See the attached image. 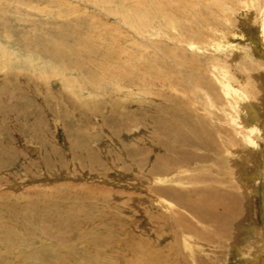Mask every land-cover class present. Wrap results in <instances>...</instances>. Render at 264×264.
<instances>
[{
  "label": "rangeland",
  "instance_id": "obj_1",
  "mask_svg": "<svg viewBox=\"0 0 264 264\" xmlns=\"http://www.w3.org/2000/svg\"><path fill=\"white\" fill-rule=\"evenodd\" d=\"M261 2L0 0V264L255 263Z\"/></svg>",
  "mask_w": 264,
  "mask_h": 264
},
{
  "label": "bare ground",
  "instance_id": "obj_2",
  "mask_svg": "<svg viewBox=\"0 0 264 264\" xmlns=\"http://www.w3.org/2000/svg\"><path fill=\"white\" fill-rule=\"evenodd\" d=\"M257 5L259 4V0H253ZM264 2V0H262V2H261V4ZM103 3V2H102ZM261 4L259 5V6H261ZM255 5V4H254ZM256 9H259V8H255L254 9V11L256 12V14H257V12H258V10H256ZM109 11V10H108ZM111 11V10H110ZM116 12V14L117 15H124L123 13H120V12H117V11H115ZM259 13H260V15H261V11H259ZM124 17L125 18H128L126 15H124ZM151 20H152V15H150L149 17H148V19H147V24H150V22H151ZM130 24V23H129ZM261 29H262V35H263V44H264V25L261 27ZM199 97V96H198ZM197 99V98H196ZM199 100H200V98H199ZM200 102H201V100H200ZM175 112V111H174ZM177 112V111H176ZM262 113V112H261ZM216 114V113H215ZM220 114H222V113H220ZM225 116V115H224ZM217 118V117H216ZM225 118H226V116H225ZM218 119V121H219V119L220 118H217ZM227 121V120H226ZM220 122H222V121H220ZM224 123H226V122H224ZM262 123V122H261ZM204 124V123H203ZM221 124V123H220ZM219 124V125H220ZM223 124V123H222ZM227 124V123H226ZM216 125V124H215ZM225 125V124H224ZM231 125V124H230ZM217 126V125H216ZM220 126H222V125H220ZM228 126V125H227ZM235 126V125H234ZM223 127H225V126H223ZM231 127V126H230ZM229 126H228V129L230 130L231 128H230ZM214 128V127H213ZM235 128V127H234ZM245 128V127H244ZM198 129V128H197ZM225 129V128H224ZM221 130V129H220ZM262 130V129H261ZM222 131V130H221ZM220 131V132H221ZM231 131V130H230ZM227 132H229V131H227ZM233 131H231V133H232ZM244 133V132H243ZM227 134H229V133H227ZM198 136V135H197ZM243 136V135H242ZM199 137V136H198ZM263 137V136H262ZM227 138H228V136H227ZM197 139V138H196ZM204 139V138H203ZM232 139H233V137H232ZM231 139V140H232ZM237 139V138H236ZM200 140V139H199ZM190 141H191V139H190ZM205 141V140H204ZM204 141H202V142H204ZM245 141H246V143L247 144H250V145H256V143L252 140V138H251V136H247V134H245ZM184 142V141H183ZM189 142V141H188ZM234 142V141H233ZM205 143V142H204ZM245 143V144H246ZM194 144V143H193ZM207 144V143H206ZM205 144V145H206ZM197 145V144H196ZM203 146V147H206V146ZM194 146V145H193ZM200 146V145H199ZM220 146V145H219ZM183 147V146H182ZM239 148V147H238ZM214 149H216L215 147L213 148V150ZM217 150V149H216ZM215 150V151H216ZM182 151H183V149H182ZM239 151V150H238ZM262 152V151H261ZM181 160V159H180ZM224 177V176H223ZM196 179H199V178H196ZM204 179V178H203ZM198 181V180H197ZM199 182H200V179H199ZM162 192V191H161ZM176 192V191H175ZM203 192H204V190H203ZM198 196V195H197ZM202 196V195H201ZM207 196H205V198H206ZM181 198H183V197H181ZM182 200V199H181ZM184 200V199H183ZM208 199H206V200H204V198H201L200 200H198V201H196L195 202V208H193V207H191V206H189L188 205V209H190L191 211H193L195 214H196V217L198 216V217H201V219L203 220V221H207L209 224H212V225H210L211 227H212V229L214 230V228L216 229V230H218L219 228L217 227L218 226V224L220 225V223L221 222H219V221H221V220H226V219H228V217H231L232 215H233V213H234V211L235 210H233V211H231V209H230V207L231 206H229L228 205V207L227 206H223V205H221L222 203H219L220 201H218V200H212L213 202H211L210 201V203H208V201H207ZM211 200V199H210ZM194 201V200H193ZM229 202V201H228ZM183 204V203H182ZM191 204V203H190ZM180 206V205H179ZM192 217V216H191ZM195 217V216H194ZM185 220V219H184ZM231 220V219H230ZM200 221V220H199ZM215 223H217V226H216V224ZM201 224V223H200ZM204 226V225H203ZM215 226V227H214ZM221 226V225H220ZM193 227V226H192ZM223 227H225V226H223ZM189 228V227H188ZM191 229H193V228H191ZM225 229V228H224ZM194 230V229H193ZM220 230V229H219ZM189 231V230H188ZM192 231V230H191ZM221 231V230H220ZM230 231V230H229ZM217 233V232H216ZM198 235V234H197ZM223 236H224V234H223ZM216 237H218V236H216ZM215 237V238H216ZM222 237V236H221ZM214 238V239H215ZM223 238V237H222ZM209 239V238H208ZM217 239V238H216ZM207 240V239H206ZM212 241V240H211ZM228 241V240H227ZM214 242V241H213ZM255 245H254V248H253V250H252V252H251V256H253V257H256L257 259L255 260V263H257V264H264V229H263V231H262V234L257 238V240H255ZM210 244H212V243H210ZM147 256L149 257V255L147 254ZM250 256V255H249ZM247 258V257H246ZM255 259V258H254ZM153 260V259H152ZM249 260H251V259H249ZM150 261V260H149ZM254 261V260H253ZM142 262V261H141ZM254 262L252 263V264H255ZM249 264H250V262H249Z\"/></svg>",
  "mask_w": 264,
  "mask_h": 264
}]
</instances>
